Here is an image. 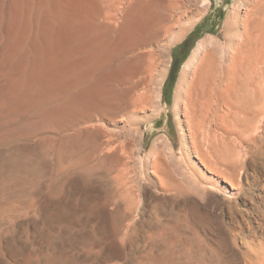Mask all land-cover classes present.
Segmentation results:
<instances>
[{"label": "bare ground", "instance_id": "obj_1", "mask_svg": "<svg viewBox=\"0 0 264 264\" xmlns=\"http://www.w3.org/2000/svg\"><path fill=\"white\" fill-rule=\"evenodd\" d=\"M2 1L13 17L14 45L2 59L11 95L23 98L29 117L44 116V134L79 138L106 165L110 203L127 211L153 194L215 212L219 194L232 203L243 195L239 173L264 147V0H237L223 32L198 43L176 88L178 141L169 132L148 151L143 126L163 115L173 47L205 19L211 0ZM121 226L113 235L127 233ZM227 227L232 240L242 234Z\"/></svg>", "mask_w": 264, "mask_h": 264}, {"label": "rangeland", "instance_id": "obj_2", "mask_svg": "<svg viewBox=\"0 0 264 264\" xmlns=\"http://www.w3.org/2000/svg\"><path fill=\"white\" fill-rule=\"evenodd\" d=\"M236 2L237 0H211L212 6L205 19L173 47L164 88L163 115L156 122L143 126L147 135V151L156 138L169 132L172 134L169 136L178 141L173 107L182 69L201 40L223 32L229 12ZM12 22L8 2L2 1L0 264L264 262V147L263 154L250 159L246 164L249 166L240 171L244 193L235 203L219 194L216 198L221 200V207L218 206L214 212L203 204L191 209V202L162 201L153 194H148L146 201L142 196L138 206L127 210L133 212L132 221L127 223L122 218L127 212L126 208L121 210L117 203H110L114 183L109 179L106 165L90 154L87 145L79 138L64 139L61 142V136L44 134L48 128V123H44V116H33L31 113L34 118L31 114L29 117L25 113L28 105L23 98L11 95L14 85L7 83L8 77L2 72V59H5L6 53L14 45L10 35ZM11 105L16 108L13 109ZM176 149L178 151V146ZM236 203L240 205L237 206ZM80 204H87L89 209L84 211ZM43 211L46 213L43 214ZM55 213L59 216L56 217ZM118 222H122V226ZM123 224H127L124 227L127 233L113 235ZM226 227L237 232L241 228L242 234L239 233L237 240H232L226 233ZM251 238H255L254 241ZM238 244V248L243 250L241 254L235 249Z\"/></svg>", "mask_w": 264, "mask_h": 264}]
</instances>
